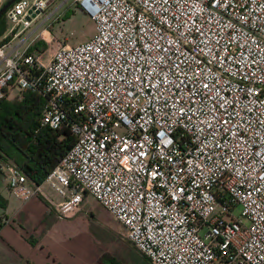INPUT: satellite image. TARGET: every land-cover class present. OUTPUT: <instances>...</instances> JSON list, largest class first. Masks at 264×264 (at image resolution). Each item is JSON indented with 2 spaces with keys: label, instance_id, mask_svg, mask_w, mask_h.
<instances>
[{
  "label": "built area",
  "instance_id": "2783aa9c",
  "mask_svg": "<svg viewBox=\"0 0 264 264\" xmlns=\"http://www.w3.org/2000/svg\"><path fill=\"white\" fill-rule=\"evenodd\" d=\"M65 1L14 0L8 33ZM72 2L90 39L45 63L0 43V99L39 94V127L73 137L39 184L0 159L10 193L59 218L89 194L152 264H264V0Z\"/></svg>",
  "mask_w": 264,
  "mask_h": 264
},
{
  "label": "crops",
  "instance_id": "0c3cea01",
  "mask_svg": "<svg viewBox=\"0 0 264 264\" xmlns=\"http://www.w3.org/2000/svg\"><path fill=\"white\" fill-rule=\"evenodd\" d=\"M6 24L7 20L5 26ZM8 28L7 24V28L0 35V41L7 37L5 41H10L16 48H23L29 41H32L30 47L33 46L34 34L41 30L34 31L33 24L18 36L12 37L8 33ZM15 89L9 87L5 98L17 96ZM93 200L95 199L91 195L85 194L80 213L68 218H59L41 198L32 196L21 200L10 193L5 178L0 173V264H107L109 261L112 264H122L109 253L94 250L91 245L81 240L80 236H72L69 229L71 220L81 214L92 216L91 209L86 203L94 204ZM118 223L121 226H119L121 237L126 239L125 228ZM133 250L147 264H152L136 248L133 247ZM103 255L107 259L105 262L102 260Z\"/></svg>",
  "mask_w": 264,
  "mask_h": 264
},
{
  "label": "rangeland",
  "instance_id": "374dc122",
  "mask_svg": "<svg viewBox=\"0 0 264 264\" xmlns=\"http://www.w3.org/2000/svg\"><path fill=\"white\" fill-rule=\"evenodd\" d=\"M52 5L46 7L34 23V28L37 27L36 30L45 28L42 33L43 38L41 35H37L35 39V44L37 43L35 48L41 53V59L44 63L57 47L65 44L75 45L86 41L95 32L93 20L85 15L72 0H66L60 9L50 15L54 9ZM4 19L6 20V18ZM7 24L8 27L11 25L8 21ZM15 90L18 93L17 96L22 92L18 89ZM92 202L94 204L86 203V206L91 209L92 216L81 214V216H76L71 220L69 229L73 234L72 236H80L81 240L91 245L94 250H103V252L109 253L122 264H147L133 250L131 243L121 237V226L113 219L114 217L107 210H104L98 202L95 200ZM81 210L76 214L80 213ZM233 214L234 216L240 214L239 205L234 208ZM107 264L112 263L109 261Z\"/></svg>",
  "mask_w": 264,
  "mask_h": 264
},
{
  "label": "trees",
  "instance_id": "16d2710c",
  "mask_svg": "<svg viewBox=\"0 0 264 264\" xmlns=\"http://www.w3.org/2000/svg\"><path fill=\"white\" fill-rule=\"evenodd\" d=\"M4 18L5 11L0 15V35L6 29ZM34 47L37 43L28 51ZM42 102V97L31 91L0 99V159L14 162L33 184L44 179L73 143L67 127H39ZM102 260H107L105 255Z\"/></svg>",
  "mask_w": 264,
  "mask_h": 264
},
{
  "label": "water",
  "instance_id": "95a60500",
  "mask_svg": "<svg viewBox=\"0 0 264 264\" xmlns=\"http://www.w3.org/2000/svg\"><path fill=\"white\" fill-rule=\"evenodd\" d=\"M14 0H7V2L0 8V15L3 13L6 8L13 2Z\"/></svg>",
  "mask_w": 264,
  "mask_h": 264
}]
</instances>
